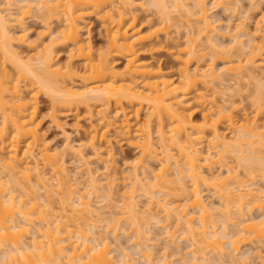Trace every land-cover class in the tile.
Returning <instances> with one entry per match:
<instances>
[{
  "label": "bare ground",
  "instance_id": "1",
  "mask_svg": "<svg viewBox=\"0 0 264 264\" xmlns=\"http://www.w3.org/2000/svg\"><path fill=\"white\" fill-rule=\"evenodd\" d=\"M18 1L22 4L17 2L21 5L18 6L17 4V11L14 9L16 4L13 0L0 1V148L2 149L0 151V264H128L130 261V255H128V252L124 251V249L123 251L120 250L122 252L121 256L119 255V260L117 259L118 257L115 258L111 254V243L107 240V238L102 237L101 234H99L100 232L97 233L98 231H94L97 226L93 225L94 229L91 227L92 229L88 228L84 232L81 231V224L90 225L89 221L98 222L102 212L100 211L101 213H99L96 211L93 208L91 201L87 200L92 193L89 195L86 192L88 194L86 199V195L82 192V189H79L82 194L78 195L77 200L71 202L70 197L79 193L77 188L80 187L77 185L82 182H80L78 176V178L72 179V177H70L71 175L67 173L66 167L61 159L62 155L58 157L59 155L56 152L54 153V151L52 152L51 150L50 152L47 145L44 144V141L42 142L43 139L39 131L40 121L38 118L39 98L43 93L50 98L52 104L51 108L53 111H55L57 109L56 107L59 106H65L69 110L73 111L74 109H79L83 105L91 106V103L95 105L99 104L100 106L98 110H96L98 112L97 115L100 114V120L98 119V121H100L99 126L103 124L105 125V129L102 128V132L94 131V133H92L89 140L90 145L94 146L97 143V138L100 137L101 139L107 135L106 133H111V130L109 132L106 131V127L110 128L109 126L111 125V127H114L116 128L115 130L119 131L117 135L121 134L120 136L126 138L125 141L127 140L131 146H134L140 152V157H136L138 159L135 158L136 161L134 160L133 165L136 163V167L138 163H143L145 166H148L149 164L147 161L149 160L146 161L148 158L150 160H156V158L160 156L159 154H161L158 152V149H160L158 145H160L163 150L161 151L160 149L163 154L162 159L160 158L162 165L161 167L159 166V169L155 172V177L163 182L161 183L157 179L155 180L156 183L155 181H152V185H149L151 182L147 180V177H141L137 173L136 167L134 166L136 174L134 175L132 172L134 175H132L133 185L131 184L132 189L129 191L133 194V196H130L131 194H127L129 196L126 198L129 200H126L127 202L124 201L123 205L125 206L120 208L124 209L123 211L121 210V217L122 215H126L125 217H127V220H131L130 225L134 226L139 232H142L144 229L141 228V224L139 223L140 217L142 221L148 219V215L150 214L149 212L152 209L150 210V207L148 206L149 208L145 209L150 210L149 212H147V210H144L145 212L139 211L142 209H138L139 206L137 205V202H135L137 199L134 201V197L135 193L141 189L145 192L146 190L144 189L147 188L146 183L149 182L148 187L152 186L151 191L149 190L150 187L147 189L149 192H152L154 189V192H157V189L159 191L162 187H160L161 184L164 186L162 189H166V192L169 187L171 190H175L174 187L184 189L183 191H185V193H182V196L186 194L185 196L188 197L185 199L186 203L183 202L184 199L181 198L180 199L182 201H180L183 202V204L179 203L177 201L178 199L176 201L174 200V202L169 201L171 203H168V201L165 200L164 202H160L163 203L160 204L163 208L161 206L160 207L163 209L162 211L166 213V215H164L168 221L170 218L175 217L176 224L186 226V228L185 226L183 227L184 230L186 229L187 231L186 235L190 236L193 240L198 238L197 247H200L199 244H201V246L204 245L201 247L202 250L204 247H211L213 248L211 252L218 251L217 254L220 253V255H226L225 250L227 248L224 249V247H226L224 246L226 243L229 246L227 247L230 249V251L228 249L226 252L235 253L240 249V244L242 243L250 242L253 244L255 241L259 242L264 240V212L260 213L258 216H247L246 214V212H248L246 209H264V185L260 186L256 184V182L251 184L246 182L249 185L245 184V181L237 179L238 174H234L235 171L233 172L234 175L231 174L234 169L232 168V170L229 168L230 166H227V172L229 175L227 173L226 176H218L217 173L216 176L215 174L208 175L206 174L207 172L204 171L205 168L211 169L214 163L216 164L219 162L220 158L228 153L235 154V156L237 155L236 157H238L240 161H243L244 164L249 162L250 164L246 163L245 165L248 172H253L256 169L254 165L259 164L258 160H262L264 158H259V155L261 154L260 151L264 153L262 149L264 148V129L261 130L264 128V121L262 120V123L259 119V116L264 113L259 114L264 111V108H262L264 107V102H262L264 96L262 95V101L259 100L260 97L257 102L255 101L256 104L259 102L262 104L256 105L258 106L257 109L259 113L255 110V112L258 113H255V115H258V121L262 124L258 122L255 123L257 118L255 119V117H253L255 120H252L249 116H247L248 118H242L243 120L240 119L241 121L239 126L236 125L237 123H234L236 121L233 116V112L235 110L233 109H235L238 105L228 107L220 105H218L220 106L218 107L217 104L215 106L210 105L208 106L209 108H206V110L202 113V119L198 122L193 118V112H188L189 107L187 104H191L190 101L192 100L199 106H204V104L208 103L207 94H205L207 86L212 82L213 84L216 83L214 81L221 78V74H219L221 70H218V75L217 69L213 67L214 64H211L213 66L209 67L197 65L193 70L191 69V63L196 58H200V55H203L200 54L199 48L201 47V39L205 37L206 40H210V43L212 44L211 32L212 30H215L216 27L215 25L214 27L213 24L218 22L215 18H213V21L209 20L211 18L208 15V9H206L203 5V0H199L200 3L202 2L201 4L197 0L198 4L196 5L198 8L195 7L196 5H193V8L192 6H189V4V7H187L188 2H186V4L184 3L186 0H172L174 1V8L177 10L180 9V14L184 12L183 14L185 16L187 14L189 18L191 17V20H195L196 18L193 17L197 16V20L200 21V25H198L197 29L194 27L193 29L191 28L194 25H191L190 28L189 26H186L188 27V39L186 38L187 41L184 45H180L182 43L178 44L179 42L173 43V39H170L168 33L165 37L161 38V34L166 30L165 24H169L171 22L173 23L177 18L173 16L174 12L171 14V11L174 9L168 10L169 7H167L166 3L169 0H154L157 2V16L159 14L161 18H157L158 21L156 19L153 20V17L150 15L152 18H143L144 20H142L141 23H139L138 16L133 14L134 10H132L136 4H139L136 0H33V2L35 1L38 6L37 9H40L42 12L41 14L47 19V23H49V21L52 22L54 19L62 22L60 24L61 26L59 25V27L55 30V35H53L54 33L52 32L53 36H51V39L49 40L50 42L48 44H44L43 48L38 47L41 50L38 51L37 55H35L36 57L34 56L33 58L30 56L28 57V60L23 59L22 56H20L21 52L19 51V53L16 51L12 43H14V40L16 41V39H21L24 43H26L25 39L27 33L25 31L27 28L24 27V21H26L25 19L27 15L32 13L31 9L34 3L32 2V5L30 0ZM151 3L153 4V1H151ZM36 4L34 5L35 7H37ZM145 4L146 3H144V6ZM190 8H192V10ZM193 9H197L195 14L193 13ZM88 15L96 16L98 20L102 22V26H104L106 29L105 31L107 32V46L100 48L98 51L95 50L90 38H85L83 34L85 20ZM261 17L262 19H260V21L262 20L264 22V14ZM14 27H20V30L22 29V33H16ZM177 27L179 28V25ZM48 28L51 29L50 25ZM16 34L18 36H16ZM215 42L212 45L208 43L210 45V47H208L210 49L218 47ZM238 42L239 40H236L237 45L240 44ZM252 42H249L250 46ZM27 44L29 45V42ZM55 44H61L68 48L69 52L66 51L69 53V56H67L68 60H66L68 62L65 64H60L58 60H56V53L54 50ZM201 44L203 47L202 42ZM204 44L205 47L206 43ZM262 46L264 47V43ZM262 46L259 48L262 49ZM252 47L254 48V46ZM251 51H254V53L251 52L254 56L256 51L252 49ZM161 52H165L167 55L173 57L174 61L177 63L176 70L175 68L173 69L172 66L167 69L163 64L156 63L157 55L159 53L161 54ZM251 56L246 58V61L243 60V58H240L238 61H230L231 63H227L228 65L225 64L227 65V67L224 65L225 73H229L230 78H234V76H236L235 80L237 77L239 78V76L240 79L241 76H250L252 79H255L258 76L257 73H253L252 69H250L251 71L249 70V72L248 68H246L248 64L251 65V63H256L254 59L256 54L254 57ZM117 58L124 59V65L121 69L117 67ZM74 59H81L80 62H82L81 65L83 70L79 69V71L77 69L75 63L73 62ZM9 63L12 65L11 69L7 66ZM243 63H246L247 65L244 64V66ZM224 71L220 73H224ZM230 74L234 76H231ZM244 74L246 75L244 76ZM223 76H225V74ZM76 79L80 80V82L77 81L78 84L75 82ZM228 79L229 78L224 80ZM222 80L223 79L221 78L220 83H224V80L223 82ZM217 81L219 82V80ZM135 103H138L139 105L134 109V112H132L134 113L133 116L136 118L140 117V109L142 106L146 108L148 113L146 115V121L144 120L145 124L142 126L140 122L139 127H137V129L135 127L134 130L131 126L133 123L130 124L131 121L128 116H131L132 114H127L125 111L127 106L125 104L134 106ZM111 104L116 106V112L113 114L109 111V108H112L110 107ZM260 108H262V110ZM121 112L124 117L120 115L123 119H121V122L119 121V123L117 116L120 117L118 114ZM53 118H55V116H53ZM225 119L232 126H238V128L235 126L237 131H234L236 133H234L235 136L233 134L234 137L232 136V139L229 138V140H226L227 138H225V135H222L219 127L220 121L226 122ZM135 122H137V120ZM153 124L156 127V133L159 139V141H156H158L157 143L159 144L153 142L152 139L153 129L151 127H153ZM97 126V124L96 126L94 125V130ZM207 136L212 138L208 139L212 140V146L217 155H219V159L217 160L214 156H212L213 154L210 153L212 146L209 149L210 151L207 149L208 152L203 150L205 147L203 143H205L204 141L207 139ZM66 137H68V135ZM69 140L70 139L68 137V141ZM68 145L73 148L70 142ZM79 146L78 148H80ZM35 147L38 152L33 150ZM109 148H112L113 150V147L110 146ZM6 150L7 154H4L3 152ZM175 151H178V155ZM113 153L111 151L108 155L113 157ZM94 155H98V152ZM85 158H87L86 155ZM24 159L26 160L25 163ZM172 161H174L175 168L172 169L173 174L170 173L171 178L173 179L169 180V167H171ZM262 161L264 162V160ZM40 163H43V166L47 165L46 168L49 166V172L53 170L52 177L55 183H48V181H51L52 179L46 176V172L41 171L42 168L45 167H41L42 164L40 165ZM85 163L88 165V162ZM252 164L253 166H251ZM87 165L85 164V166ZM88 167L89 166L86 167L88 171H85L81 166L84 173L86 172L85 174L88 173L89 175V178L87 177L90 183L88 184V187H91V191H96L99 189L100 181L97 178L98 175L96 176L93 169H91L92 167ZM81 168L79 173H81ZM141 168L142 167H140V169ZM253 168L254 170L252 171ZM1 169H3L5 173L7 171L9 176H6L9 179L4 180ZM146 170L144 171V174ZM33 173H36V176L33 175ZM255 174V171L254 174H251L253 178L256 177L254 176ZM173 176L178 178L175 177V180ZM183 176L186 178L184 179ZM188 177L191 180L189 182L192 183L191 191H189L190 187L188 189L187 184H185ZM230 177L233 178L231 181ZM111 180L112 179H110V182ZM113 180L115 181L114 178ZM146 180L147 182L145 183ZM157 181L159 182L158 184ZM171 181L174 183L176 182V185L178 186H170L172 183ZM9 182L15 183L14 185H16V187L12 186ZM113 183L114 182L109 183V185L111 184L112 186ZM202 184L212 186V188L214 187L216 194L219 193L220 198L223 201L220 207L217 206L219 209L217 207H212L203 201V193H201L200 189ZM255 184L257 187H255ZM68 185H71L72 188ZM64 186H68L69 190L64 191L63 188L66 189ZM73 186L77 187V190L73 191ZM156 186H159V188H156ZM38 187L43 190V194H41L42 190L39 194L36 192L39 191L36 190ZM137 187L138 190H136ZM162 191H159V193ZM149 192L145 193L151 196V193L149 194ZM154 192H152L151 197L153 198V201L157 198H154ZM114 193L117 194L118 192L114 191ZM178 193L179 192H177V195H179ZM31 194L34 195L32 198H30ZM54 194L58 197H53V199L59 198V201L57 202L62 207L61 210L63 212H61L63 214H61V212L57 213L60 210H55L52 205L53 200L50 198L55 196ZM95 194L98 193L96 192ZM170 195L174 194L171 193ZM180 196L181 195H179V197ZM162 200H164V198ZM39 201H43V204H40ZM150 203L152 204V202ZM188 205L195 210L198 209L197 211L200 214V223L198 225L195 222L196 216L194 217L193 215L195 212L193 211V213L192 210L187 209ZM222 210L223 212L221 214L220 211ZM141 213H144L145 215L147 214L148 217L143 216ZM219 214H221V217L223 216V221H220L223 227L222 230L219 231V233L221 232L220 234L217 233V230H215V227H220L218 226V221L221 219H217L216 217ZM150 215L153 218L155 213L154 215L153 213ZM236 216H238V218ZM142 217H146V219H143ZM209 219H211V224H209ZM119 221L120 220H118V222ZM37 222H39L40 226ZM147 222L148 221H146L145 224H147ZM231 224L235 225V228L237 227L236 232L233 231V235H230L227 231L228 226ZM36 225L38 226L36 227ZM178 225H176V227H178ZM73 228H76L77 231ZM197 228H199L200 231H198ZM184 230L183 232H185ZM115 231L117 232V230L114 229V233ZM138 231L137 233L140 234L141 232L139 233ZM146 233L148 232H145V234ZM170 234H173V232ZM22 235H28L30 237H28L27 240H22ZM113 237H115V235ZM138 237H142V235H138ZM225 239L226 241H223ZM193 240H191V242ZM195 240L194 243L196 242ZM194 243L192 245L196 246V243ZM192 245L190 244L189 247H192ZM262 247H264V244ZM199 249H197L198 252H202L204 254V251ZM141 250L142 249L139 251ZM146 251H148V249ZM190 251H193L192 255H195L194 257L197 256L196 254H193L195 249ZM258 251L259 250H257V252ZM241 252L239 253L240 255L242 254ZM231 253H229L230 255L227 254L229 255V262L228 260L225 261V258L223 259L224 261L221 262L222 258H220V256L218 257V260L216 258L218 264H237V261H235L234 258L236 254H232V257ZM151 255L148 254L146 258L147 264H153V260L151 261ZM258 255L259 252L257 253V256ZM262 256L258 257L262 259L264 257ZM191 257V262H193V256ZM244 257L240 256V259H243ZM248 258L247 254V258H244V260H246H243V264H249L250 258ZM197 260L199 259H195L196 263L192 264H197ZM250 263L252 264V262Z\"/></svg>",
  "mask_w": 264,
  "mask_h": 264
},
{
  "label": "rangeland",
  "instance_id": "2",
  "mask_svg": "<svg viewBox=\"0 0 264 264\" xmlns=\"http://www.w3.org/2000/svg\"><path fill=\"white\" fill-rule=\"evenodd\" d=\"M0 1L2 2L3 0H0ZM30 1H31V3L33 2V0H30ZM35 1H37V0H35ZM35 1L33 2L34 5L36 4ZM136 1H137V3L139 2V4L141 6L139 4H136V6L134 7L136 10L133 8L132 10H134V13H133V11H132V13L136 14V16H138L139 23H141V21L144 20L146 17H150V18L153 17V20H155V19L157 20V18H161L159 16V14L157 16L158 9H156V7H157V2H155L156 0L155 1L151 0V1H153V4L151 3L150 0H136ZM166 1H168V0H166ZM13 2L16 4V6H14V9H15V11H17V8H18L17 4L20 3V1L13 0ZM173 2L174 1L169 0L166 3V5H167V7H169L168 10L174 9V10L171 11V14L174 12L173 16H175V18L176 17L177 18L175 19L176 21L173 22L174 24L172 22L169 23L170 25L169 24H165L166 25L165 29L167 30V32L165 30L164 33L161 34V38L165 37V35H167V33H168L170 39L171 38L173 39V43H176V42L178 43L179 42L178 44L182 43L180 45H184V44H186V41L188 39L187 38L188 37L187 28L188 27H186V26H189V28H190L191 25H194L191 28L193 29V27H194L195 29H197L198 25H200V21L197 20L198 19L197 16L193 17L191 15L193 18H196L195 20L194 19L191 20L192 18L191 17L189 18V16L187 14H186V16H187L186 17L183 14L184 12H182L180 14V12H181V11H179L180 9L179 10L175 9L174 8L175 6H173V4H174ZM186 2H188L187 3V7H189V6L193 7V5L195 6L196 4H198L197 0H186L184 3L186 4ZM33 3H32V5H33ZM144 3H146L145 6H144ZM149 3H150V5H149ZM154 3H155V5H154ZM199 3H200V1H199ZM20 4H22V3H20ZM20 4H18V6H21ZM188 4H189V6H188ZM34 5L32 6V9H31L32 13H29L30 15H27V17L25 19L26 21H24V27L27 28L26 31H25L27 34L24 32L27 35L26 36L27 40L25 39L26 43H24V41L21 40V39L20 40L16 39V41L14 40V43H12L13 46H14V49H16V51H18V52L19 51L21 52V53L19 52L20 56H22L23 59H27V60H28V57H30V56L34 58V56L38 54V51L41 50L39 48H43L44 44H46V43L48 44L50 42L49 40L51 39V36L55 35V33H54L55 30L59 27V25L62 22V21L54 19L52 22L49 21V23H47V19L41 14L42 13L41 10L37 9L38 8L37 4H36L37 7H35ZM203 5H204V7L206 9H208V15L211 18L209 20L213 21L214 20L213 18H215V20L217 19L216 21H218L217 23L215 22V24H213V26L215 25L216 27L214 26L215 30H212V32H211V35H212L211 40H212L213 43L216 41L215 43L217 44L216 46H218V47H215V49L214 48L210 49L209 48L210 45L208 43H210L211 41L210 40L207 41L205 37L202 38L201 39L202 41H200V46L201 47H199V48H200V54H203V55L202 56L200 55V58L198 57L199 60H198V58H196L191 63V69L193 70L195 68V66H197V65L204 66V67H209V66H213L211 64H214L213 67H215L217 69V74H218V72L220 70H221L220 72L224 71V69H225L224 67L225 66L227 67V65L229 63H231L230 61H232V62L233 61H238L240 58L241 59L243 58V60L246 61V58H248L249 56L252 55L251 52L254 53V51H251V49H252V50L256 51L255 52L256 57H254L255 54H254V56L252 55L254 57L256 63L255 62H254L255 64L251 63V65L250 64L247 65L246 63H243V65L246 64L247 65L246 68H248V71L250 69H252L253 73L254 72L257 73L258 76L256 75L257 77L255 79H252L250 76H249L250 78L248 76L247 77H242L241 76V79H240V76H239V78L237 77L236 80H235L236 76L230 74L231 76H234V78L233 77L230 78L229 73L227 74V72L225 73V71H224V73H220L219 72V74H221L220 77L223 80L227 79V78H229V79L228 80H224V83H220L221 78L217 79V80H219V82L217 80H215L214 82H216V83H214V84H213V82L210 83L209 84L210 86L208 85L207 89L205 91V94H207L206 96H207V99H208L207 100L208 103L204 104V106H201V105L199 106L198 104H196L191 99L192 100V101H190L191 104H187V106L189 107L188 108V112L189 111L193 112V114H192L193 118L195 119V121L198 122V121H200L202 119V115H203L202 113L206 110V108H209L208 106H210V105L211 106L212 105L215 106L217 104V106L220 105V106H224V107L225 106L228 107V106H232V105H234V106L238 105L237 106L238 108L236 107L237 108L236 109L234 107L235 109H233V110H235V111L234 112L232 111L234 119L236 121L234 123H237L236 125L239 126L240 125L239 124L240 121L243 120L242 118H246L247 116H249L252 120H255L257 118L256 119L257 121H255V123L258 122V123L262 124L263 121H264V113H263L264 111H262L260 113L258 112V109H257L258 106H256V105H259L260 102L257 103V104H256V102L258 101L259 97L261 98V99L259 98V100L262 101V99H263L262 95L264 96V47L262 46L263 43H264V24H263L264 22L262 20H261L262 22L260 21V19H262L261 16L264 14V0H203ZM195 7H197V5ZM190 9L192 10V8H190ZM38 10L40 11V15H39V11ZM196 10H194V12H193L194 14L196 13ZM178 11H179V13H178ZM43 14H44V12H43ZM180 16H184V17H180ZM86 18L87 19L85 20L83 34H84L85 38H87V37L90 38V40L92 41V43L94 45L95 50L98 51L100 48H104L105 46H107L106 43H108V42H107V35H106L107 32L105 31L106 29L104 28V26H102V22L100 20H98V18L96 16H94V15H90L89 16L88 15ZM183 18H184V20H183ZM178 19H179V21H178ZM86 21H87V24H86ZM190 21L192 22V24H191ZM177 24L179 25V28L177 27L178 26ZM49 25H50V28L52 30L48 28ZM167 25H168V27H167ZM260 28H261V30H260ZM14 30L16 31V33H22V29L20 30V27H18V28L14 27ZM189 31H190V29H189ZM52 32L54 33L53 35H52ZM186 33H187V35H186ZM16 36H18V35L16 34ZM238 37H239V39H238ZM250 38L252 39L253 42L251 41ZM203 39H205V40H203ZM213 39H214V41H213ZM215 39H217V40H215ZM235 39L237 41L239 40L238 43H240V44L237 45ZM19 41H21L22 43L19 42ZM28 42H29V45L27 44ZM170 42H172V41H170ZM201 42L203 43V47H202ZM249 42H252L251 46H250ZM204 43H206L205 47H204V45H205ZM219 45H221V46H219ZM259 45L262 46L263 48L260 49ZM252 46H254V48ZM206 48H208V49H206ZM201 49H203V50H201ZM54 50H55V53H56L55 54L56 55V60H58V62L60 64H63V63L65 64L66 62H68V61H66V60H68L67 56H69V53H67V52H69L68 48H66L64 45H61V44H59V45L55 44L54 45ZM117 60H118L117 61L118 62L117 63V67L119 69L123 68L124 59L117 58ZM80 61H81V59H74L73 60V62L75 63V66L77 67V69L78 70L79 69L83 70L82 69V65H81L82 62H80ZM156 63L163 64L167 69L171 68L170 66H172L173 69L175 68V70H176V67H177V65H176L177 63H176V61H174L173 57L167 55L165 52H161V54L159 53L157 55ZM9 64L7 66H8L9 69H11L12 65L11 64L9 65ZM225 64H227V65H225ZM224 74H225V76H223ZM245 75L246 74H244V76ZM253 78H254V76H253ZM237 79H239V80H237ZM223 80H222V82H223ZM77 81L80 82V80L76 79L75 82H77ZM78 82L76 84H78ZM220 84H222V85H220ZM262 102H264V99H263ZM125 105L127 106V107L125 106L126 107L125 111L127 112V114H130V113L132 114L131 116L128 115L129 116V120L131 121L130 124L133 123L131 125L132 129L134 128V130H135V127L137 129V127H139V123L140 122H141L140 124L143 126L145 124L146 119H147L146 115H147L148 111L146 110V108L144 106H142L141 109H140L141 110L140 111V115H139L140 117L136 118L135 116H133L134 113H132V112H134V109L139 104L135 103L134 106L133 105L129 106V104H125ZM260 105H262V104H260ZM51 106H52V104H51L50 98L43 93L40 96V98H39V118H38V120L40 121L39 131H40V133L42 135V139H43L42 142L44 141V144L47 145L49 151L51 150L52 152L54 151V153L56 152L59 155L58 157H60L62 155L61 159L63 160V163H64V165L66 167L67 173L69 175H71L70 177H72V179L79 177L78 179H80V182H82V183H79L81 185L78 184L77 186H79L80 188H77V187L73 186L72 190L75 191V190L78 189L77 191H79V189H82V192L86 195V199L88 197V194L90 195V193H92L90 195V197H88L87 200L91 201V204L93 205V208L96 211H98L99 213L102 212L101 215H100L101 217L99 218L100 220L98 222L95 221L96 224H95V222H90V221H89L90 225L89 224H81L80 227H81V231L82 232L86 231L88 228H91V227L94 229L93 225L97 226V228L94 231L95 232L98 231L97 233L100 232L99 234H101L102 237L107 238V240L111 243V246H110L111 254L115 258L118 257L117 259L118 260L120 259L119 255L121 256V252L123 251V249H124V251L128 252V255H130L129 256L130 261L128 262V264H147L146 258L148 256V254L151 255V252H152L151 261L153 260L152 261L153 264H164V263L165 264H190L191 258H192L191 256H193V259H192L193 262H191V264L192 263H196L195 259H199V260H197V264H215V263L218 264L217 260H218L219 256H220V258H222L221 262L224 261V260L225 261L228 260V262L230 261L228 258H229V255H230L229 253H231V252H228V253L226 252L229 249L228 248L229 246H228L227 243H226V245H224V246H226V247H224V249L227 248L225 250L226 255L229 254L227 256L225 254L224 255L223 254L220 255V253L217 254L218 251L217 252L216 251L215 252L214 251L211 252V250H213V248H211V247H209V248H205L204 247V249L202 250L201 247L204 246V245L201 246V244H199L200 247H197L198 246L197 245L198 244L197 243V239L198 238H195L196 240L194 239L196 241L195 242L196 244H195L194 240L191 239L190 236L186 235L187 231H186V229L184 230V228H183L185 225L176 224L175 217L170 218L169 221L166 218V216H165L166 213L164 211H162L163 209H161L162 206L160 205V204H163V203H160V202L161 201L164 202L166 200V201H168V203H171L169 201L174 202V200L176 201L178 199L177 201L179 203L183 204V202H185V199L188 198V197L185 196L186 194L184 195L185 197L182 196L183 195L182 193H185V191H183L184 189H180L178 187L181 190V194H180V190L178 188L174 187L175 190H173V189L171 190L170 187L169 188L166 187L167 188V192H166V189H162V187H164V186L161 184L160 187L162 186L161 189L163 191L161 189L159 191H162L163 194H162V192L159 193L158 189H157L158 193L154 192L155 189L152 191V192L155 193V197L154 198L157 197V198H159L161 200L156 198V200L154 199V201H155L154 202L153 198H151L152 197V192L147 191V189H149V187H150V186L148 187V183L151 182V183H149V185H152V181L154 182L155 180L158 179L157 177H155V174H156L155 172L159 169V166L161 167V165H162V162H161L160 158L162 159V155H163L162 152H161L163 150L161 149L160 145H158V146L161 149V151H160V149H158L159 150L158 152L161 153V154H159L161 157L158 156L156 158V160H150L148 158V159H146V161L149 160V161H147V163L149 164L148 166H145L142 163L144 165V167H143L142 164L138 163L137 167H136L135 166L136 163H135V165H133L134 164V160H135L136 157H140V155H139L140 152L137 150V148H135L134 146H131L127 142V140L125 141L126 138L120 136L121 134L117 135V133H119V131L115 130L116 128L111 127V125L109 126L110 128L106 127L107 129H109V130L106 129V131L109 132L111 130L110 131L111 133H106L107 135L104 136L105 138L104 137L101 138V139H100V137L97 138V140H96L97 143L94 146L90 145L89 140H90V137H91L92 133H94V131L102 132L101 130L105 129V125H103V124L100 125L101 127L99 126L100 121H98V119L100 120V118H99L100 114L97 115L98 112L96 111V110H98V108L100 106L99 104L95 105V104L91 103V106L90 105L89 106L88 105H86V106L83 105L79 109H74L73 111L69 110L65 106L56 107L57 111L56 110L53 111ZM220 106H218V107H220ZM110 107H112V108H109V111H111V114L116 112V106L114 104H111ZM229 108H232V107H229ZM262 108H264V107H262ZM262 108H260V109L262 110ZM260 109H259V111H260ZM67 110H68V112H67ZM255 110H257V112L259 114L263 113V115L261 114L259 116V119H260V121L262 123L258 121V115L257 116L255 115V113H257V112H255ZM107 113H110V112H107ZM118 115L119 116L120 115L123 116L122 112L119 113ZM53 116H55V118H53ZM121 116L120 117L117 116L118 122L119 121L121 122V119H123V117H124V116L123 117H121ZM253 117H255V119H253ZM136 120H137V122H135ZM226 122H227V120H226ZM226 122L225 121H223V122L220 121L219 127H220V130H221L220 132L222 133V135L223 136L225 135V138H227L226 140H229V138H231L233 136V134L235 132H237L236 131V127L238 128V126H236V125L232 126L229 122H227V123ZM94 123H96L98 125L97 128L95 127V130H94V125L96 126V124H94ZM112 126H114V125H112ZM230 126H231V128H230ZM151 128L153 129V130L151 129L152 130V134H153L152 135L153 142L157 143L159 141V139H158V136H157V133H156V127L153 124V127H151ZM263 129L264 128H262L261 130H263ZM133 132H135V131H133ZM235 134H234V136H235ZM67 135H68V137L70 139L69 141H68V137H66ZM107 136H108V138H107ZM211 137H213V136H211ZM208 138H210V136L209 137L207 136V139H205V141H204L205 143H203L204 146H205L204 147L205 149L203 148V150L205 152L206 151L208 152V150L213 145L212 140H210L212 138H210V139H208ZM123 140H124V142H123ZM156 140H158V141H156ZM69 142L71 143L73 148H71L68 145ZM83 143H84V145H83ZM110 143H111V145H110ZM157 144H159V143H157ZM78 146L80 148H78ZM110 146L113 147V150H112V148H109ZM158 146H157V148H158ZM0 147H1V142H0ZM207 147H209V148H207ZM35 148L33 150L38 152L37 148L36 149ZM211 149L212 150H211L210 153L213 154L212 156H214L216 158V160L219 159L218 158L219 155H217V153H216L215 149L213 148V146H212ZM262 149L264 151V148H262ZM1 150L2 149L0 148V151ZM96 150H98V151H96ZM173 150H176V149H173ZM80 151H82L83 153L80 152ZM109 151L110 152L112 151V153L114 152L113 153L114 154L113 157L108 155L110 153ZM96 152H98V155H94ZM107 152H109V153H107ZM3 153L7 154V150L4 151ZM175 153L178 155V151H175ZM260 153H261L260 155L258 153H256V154L259 155V158L260 157L263 158L264 157V153L261 152V151H260ZM34 154H36V153H34ZM85 155H86L87 158H85ZM107 156H109V157H107ZM236 156H235V154H232V153L231 154L230 153L225 154V156L223 155L224 158L222 157L223 159L220 158L219 162H217L216 164L214 163V165H212L211 169L210 168H207V169L205 168L204 171H206L207 172L206 174H208V175L215 174V176H216V173H217L218 176H226V174L228 173L227 169L230 166L229 168H231V169L233 168L234 169V170L232 169L233 171H232L231 174L232 175H234V174L237 175L238 174L239 176L237 175V177H238L237 179H241L242 181H245L244 182L245 184H248V183L251 184L253 182L254 183L256 182V184H258L260 186L261 185L263 186L264 185V178H263L264 177V166H263L264 162L262 160H264V158L262 160L261 159L258 160L259 161L258 163L261 164V165H259V164H255L254 165L256 169L254 170V168H253L252 171L253 170L255 171L256 174L254 176H256V177L253 178V176L251 174H254V171L253 172H248L247 168H245L246 163H248V164H250V163L246 162L244 164V162L240 161L238 159V157H236ZM215 158H212V159H215ZM136 159H138V158H136ZM28 160H30V159H28ZM25 162H26V160L24 159V163ZM85 162H88V165ZM262 162H263V164H262ZM41 164H42L41 167H45V168H42L41 171L46 172L45 173L46 176L48 178L52 179L51 181L49 180L50 182L48 181V183H55V181L53 180V177H52L53 176V170H51V172H49L50 171L49 170V166H48V168H46L47 165L43 166V163H40V165ZM85 164L87 166H89V167H92L91 169H93V171L95 172L96 176L98 175L97 178L99 179L100 182H99V189L96 190V191L95 190L91 191V187H88L89 186L88 184H90L89 183V179H88L89 175H88V173L85 174L86 172L84 173V170L88 171L86 169L87 166H85ZM81 166L84 168V170H82L83 168H81ZM134 166L136 167L137 173L141 177L142 176H144V178L147 177V180H149V182H147V180L145 181V183L147 182L146 183L147 184V188H145L144 190H146L145 191L146 193L147 192H149V194L151 193V196H150V195L146 194L140 188L141 190L137 191L135 193V197L136 198L134 197V201L137 199L135 202H137V205L139 206L138 209H142L143 210V211L142 210H139V211L145 212L147 210V212H149L152 209L149 213L150 214L153 213V215L155 213V216L153 218L151 217V215L149 213H148L149 217L147 216V214L145 215L144 213H141V214H143V216L148 217V219H146V217H144V218L142 217L143 219H146V220H143V221H142L141 217L139 219V223L141 224V228L142 229L144 228L142 230V232L141 231L140 232L144 233V234H141L137 229H135L134 226L130 225L131 224L130 223L131 220H129V219L127 220V217H125L126 215L125 216L122 215V217H121V214H120L124 210V209H120V208H123V206H125V205H123L124 201L127 202L129 200L126 197L131 194V192H129V191H130V189H132L131 188V184L133 185V176L136 174V172L134 171V168H135ZM251 166H253V164ZM140 167H142V168L140 169ZM80 168H81V173H79L80 172ZM145 168L148 169V170H146ZM174 168H175L174 161H172V165H171V167H169V171L170 172L169 171H167V172H169V174L170 173L173 174V170L172 169H174ZM145 170H146V172L144 174ZM115 171H116V173H115ZM1 172H2V176H4V180L9 179L6 176V175H8L7 171L5 173L3 171V169H1ZM48 172H49V174H48ZM132 172H133L134 175L132 174ZM233 172H234V174H233ZM114 173H115V175H114ZM171 174L168 177L169 180L173 179V178H171ZM33 175L36 176V173H33ZM228 175H229V173H228ZM82 176H84V177H82ZM175 177H174V179H175ZM183 177H184V179L186 178L185 176H183ZM113 178L115 179V181L113 180ZM176 178H178V177H176ZM110 179H112L113 181L111 180V182H110ZM184 179H183V181L185 182ZM232 179L233 178H231L230 181ZM159 181L161 183L163 182L162 180H159ZM189 181H191V180L188 177V180H186L185 184H187L188 189L190 187L189 191H191V186H192L191 184L192 183L189 182ZM112 182H114L113 183L114 186L113 185L111 186V184L109 185V183H112ZM171 182L172 183L170 184V186H173V185L178 186V185H176V182L175 183L173 181H171ZM246 182H248V183H246ZM9 183H11L12 186L16 187V185H14L15 183H12V182H9ZM155 183H156V181H155ZM158 183L159 182L157 181V184ZM68 186H71V185H68ZM68 186H66V187L64 186L66 189L63 188V190L64 191L65 190L66 191L69 190ZM179 186H180V184H179ZM138 187H139V185H138ZM138 187H137L136 190H138ZM151 187L149 189L150 191L152 189ZM200 187H201L200 188L201 189V193H203L202 194L203 201H205L206 204L208 203V205H210L212 207H217V206L220 207L222 205L223 201L220 198L219 193L216 194V190H215L214 187L212 188V186H207L206 184H202ZM255 187H257V185ZM71 188H72V186H71ZM89 188H90V190H89ZM156 188H159V186L158 187L156 186ZM168 189H170V190H168ZM36 190H39V191H36L39 194V192H41L42 189H40V187H38ZM86 190H88L89 192L86 191ZM110 191H111V193H110ZM112 191H113V193H112ZM114 191L118 192V193L116 194V193H114ZM176 191L179 192L178 194L181 195L182 197L181 196L179 197V195H177ZM82 192L79 191V193H76L72 197H70L71 198V202H73L74 200H77L78 195L82 194ZM96 192L98 194H95ZM140 192H144L145 194L144 193H140ZM171 193L174 194V195H170ZM41 194H43V190H42ZM127 194H129V195H127ZM157 194L158 195L160 194V195L158 196ZM54 195L55 196H52L50 198L51 200H53L52 201L53 204L52 203L51 204L53 205L55 210H60L59 212H57V211H55V212L60 213L62 211L61 210L62 207L57 202V201H59L58 200L59 198H57V199L54 198L53 199V197H58L56 194H54ZM30 196H31L30 198H32L34 195L31 194ZM130 196H133V194H131ZM163 198H164V200H162ZM170 198H171V200H170ZM180 198L184 199L183 202H181L182 200ZM42 202L43 201H39L40 204H43ZM150 202H152V204ZM156 202H158V203H156ZM188 207H189V205H188ZM188 207H187V209L192 210V212L193 211L195 213L197 212L196 214L193 212L194 213L193 215H194V217L196 216L195 217L196 218L195 222L198 225L200 223V219H199L200 218V214L197 211L198 209L195 210L194 208H191V206L189 208ZM222 207H224V206H222ZM145 208H149L150 210L145 209ZM220 209H222V208H220ZM249 210L250 209H248V210L246 209V211H248L250 213L249 214L248 212H246L247 216H251V215L258 216L260 213L264 212V209L260 210L258 208L257 209L256 208L251 209L250 210L251 212ZM233 211H234V209H233ZM62 212H61V214H63ZM220 212L222 214L223 210L220 211ZM112 214H113V219H112ZM217 214H218V212H217ZM221 214L216 216L217 219H221V220L218 221L219 224L216 221L218 226H220L219 228L215 227V230H217V233H219V231L222 230V228H223L221 223H220V221H223V219H222L223 216L221 217ZM119 216H120V218H119ZM219 217H221V218H219ZM236 217L238 218V216H236ZM154 218H156L158 220H156ZM112 220H114V221H112ZM118 220H120V221L118 222ZM198 220H199V222H198ZM144 221L145 222L148 221L147 224H145ZM210 222H211V219H209V224H211ZM70 223L72 224L71 221H70ZM37 224L39 225V222H37ZM116 224L119 227H117ZM128 224H129V226H128ZM38 225H36V227ZM176 225H178V227H176ZM231 225L228 226L227 231L230 233V235H233L234 232H236V230H237L236 228L237 227L235 228V225H233V224H231ZM179 226H182V227H179ZM185 228H186V226H185ZM73 229L76 230V228H73ZM114 229L117 230V232L115 231V233H114ZM183 230L185 232H183ZM197 230L200 231L199 228H197ZM137 231L140 234H138ZM144 231L148 232V233H146L148 235H146ZM171 232H173L174 235L170 234ZM114 235H115V237H113ZM138 235H140V236L142 235V237H138ZM22 237H23V238H21L22 240L23 239L27 240V238L30 237V236L22 235ZM170 237H172V238H170ZM191 240H193V241L191 242ZM223 241H226V239L223 240ZM262 241H259L261 243H259L258 241H257L258 242L257 243L255 241V242H253V244L250 243V242H245V243L240 244V249H239L240 251L238 250L235 253L234 252L231 253V255L232 254H236L234 256L235 261H237L236 263L237 264H243V262L246 260V259L244 260V258H247V254H248V257L250 258V259L248 258L249 259V264H251L250 262H252V264H263L264 262H262V261H264V259H263L264 258L263 257L264 256V247H262V246L264 244V240H262ZM193 243L196 246L192 245ZM190 244L192 245V247L191 246L189 247ZM196 248L197 249L200 248L199 250L204 251V254L202 252L199 253ZM140 249H142V250L139 251ZM147 249H148V251H146ZM193 249H195V251H196V252L194 251V253H193V254L197 255L196 257H194L195 255H192L193 251H190V250H193ZM120 250H122V251H120ZM257 250H259L258 251L259 252L258 256H262L263 255L262 256L263 258L261 257L262 259H260L257 256V253H258ZM229 251H230V249H229ZM246 251H247V253H246ZM240 252L242 253L241 255L239 254ZM216 254H217V256H216ZM144 256H146V257H144ZM240 256L241 257L246 256V257H244L243 259L242 258L240 259ZM232 257H233V255H232ZM216 258H217V260H216ZM219 262H220V260H219Z\"/></svg>",
  "mask_w": 264,
  "mask_h": 264
}]
</instances>
